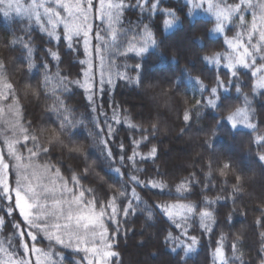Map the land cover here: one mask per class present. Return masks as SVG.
<instances>
[{"label":"snow or ice","instance_id":"6c2138e0","mask_svg":"<svg viewBox=\"0 0 264 264\" xmlns=\"http://www.w3.org/2000/svg\"><path fill=\"white\" fill-rule=\"evenodd\" d=\"M6 0H0V5ZM161 0H30L27 6H22L19 0H15V12L31 24L39 26L42 33L51 40L63 42L71 52H79L83 48L86 59L79 61L84 65L81 69L82 78L69 79L67 75H61L57 70L55 77L50 74L48 63L45 61L41 67L45 69L42 87L47 89L55 79L56 84L50 93L52 104L49 111L55 115L53 126L36 128L31 121L24 120L22 106L19 102L16 88L11 82L8 67L3 59H0V138L4 148L0 149V211H5L7 216H12L14 210H18L22 217V223L12 224L16 231L4 239H0V264H55L54 253L51 247L48 251L37 247L40 234L51 244L60 245L80 255L78 264H120V253L116 251L117 236L123 231L127 234L124 225L130 215H135L137 207L144 203L136 192V186L158 189L163 192L168 185L163 180L151 178L142 180L137 174L142 171L137 167L139 162L158 159V149L152 145L147 153L139 151L144 142L150 143L149 130L141 129V138L133 139L131 155L125 153L123 143L120 144V154L113 155L108 147L112 139L114 128L111 123L105 121V127L95 124L97 136L103 146L104 158L109 161L108 171L116 177V189L114 194L106 201H99L91 188L84 189L80 185V177L72 173L70 179L65 178L57 164L51 163L50 158L53 149L59 147L69 154L81 153L82 146L74 144L72 137L78 125L83 121L76 120L74 110L68 107L62 98L63 93L71 91L69 85H76L84 89L86 99L96 112L97 106L94 98L97 94L103 95L106 90L115 86V80H125L129 83H139L140 75L144 70L143 62L132 66L135 77L128 74V65H117L118 57H127L133 53L140 57L141 61L150 52H155L163 44L158 40L156 33L149 24H140L125 27L124 13L128 8L139 9L142 16L152 19L157 12L163 17L160 30L167 36L180 24L176 12L172 9H161ZM189 7L187 15L193 17L203 12L214 18L215 26L210 35L222 34L226 28L235 25L238 30L233 38L225 41L230 49L225 54L213 53L203 57L208 64L227 69L230 78L227 83L217 76L215 85L208 87L200 79L193 77L185 69L187 80L193 82V88L201 94L208 92L206 100L197 99L191 109H185L183 121L185 125L192 119L193 109H199L202 105L218 109L222 106L221 93L230 90L232 78H239V70L250 71L255 78L253 91L264 89V0H186ZM7 8L13 7V0H7ZM4 16L9 15L4 11ZM251 16V20L246 17ZM98 22V23H97ZM238 22V23H237ZM141 23H143L141 21ZM29 42H24V36H18L11 41L13 45L21 43L26 52L27 67L29 70L36 65L33 62V48ZM47 54L59 61L57 51L47 49ZM93 54L99 60V79L96 78L94 64L90 59ZM176 87H180V80L176 81ZM59 89V94L56 89ZM240 92V88H236ZM34 94L39 95L38 92ZM49 95V93H45ZM247 95L244 96V106L236 107L227 115L221 116L209 129V139L205 144L211 148L212 138L226 126L229 130H235L238 126H244L257 133L253 143L259 148H264V132H260L253 121V110ZM102 107V106H101ZM116 107L113 109L112 120L119 124L121 121L117 115ZM107 116V113L101 112ZM197 115H199L197 111ZM129 127L139 129L140 126L131 123L125 118ZM158 130L156 124L151 125V132ZM183 132V129H181ZM47 133V135H45ZM104 135L108 139H104ZM7 156V159H6ZM260 161H264V152L258 154ZM119 161V166L114 167ZM208 176L212 174V161L208 162ZM125 169L126 171H122ZM10 170L14 173V186L9 182ZM88 168L83 170L87 174ZM158 171V169H157ZM217 171L222 177L231 172V164L223 163ZM236 182L231 186L232 191L227 196L215 198L204 197L203 207L195 203L184 202L185 193L189 192L191 184L195 181V173L182 179L176 185L178 198L172 202L156 203L146 206L147 221L153 218V208L166 217L176 230L167 231L164 236V244L170 253L179 255L182 251L185 257L196 251L199 239L189 234L190 223L194 218L199 219L200 228L205 232H211L216 223L213 205L219 201L232 200L243 191V178L236 175ZM198 182V181H196ZM71 183L72 186H69ZM227 183V181H225ZM208 185L205 184V188ZM86 192L89 194L86 196ZM169 195L172 193L169 192ZM123 198L126 204L121 206L118 200ZM6 202V203H3ZM261 216L257 217L256 225L264 227V204L259 206ZM231 221V213L228 216ZM5 224V217L0 216V228ZM109 225L112 230H109ZM148 226H151L150 224ZM143 235V233H141ZM13 236L18 239L13 243ZM264 237V231L260 233ZM223 235L217 241L214 251L216 264H236L243 262V253L239 252L236 241L232 244L231 261L225 256L223 249ZM143 243V241H141ZM239 253V254H238ZM59 255V253H55ZM155 255V253H153ZM34 258V259H33ZM264 264V258L261 259Z\"/></svg>","mask_w":264,"mask_h":264},{"label":"trees","instance_id":"16d2710c","mask_svg":"<svg viewBox=\"0 0 264 264\" xmlns=\"http://www.w3.org/2000/svg\"><path fill=\"white\" fill-rule=\"evenodd\" d=\"M159 7L174 10L179 18V26L167 36L160 30L163 17L159 12L154 14L152 19L146 18L147 14L142 16L136 8H128L124 13L125 27H134L137 24L142 27L143 24H149L157 39L163 40L161 47L155 52L150 50L142 61L133 53H129L127 57L117 58L120 70L123 71L122 65L127 64L128 74L133 77L136 73L132 71V66L143 62L144 70L139 83L115 80V86L111 90H106L103 95L97 94L94 98L96 112L92 111L84 89L74 84L69 85L71 91L63 93L62 98L68 107L74 110L75 119L83 121L77 126L72 137L74 144L82 146L83 151L69 154L57 147L52 150L50 158L46 159L57 164L65 178L70 179L72 173H75L80 177V185L84 189L91 188L92 195L97 200L106 201L114 194L112 186L119 189L120 185L117 184L115 175L108 171L109 161L104 158L103 146L99 142L100 137L97 136L95 124L99 123L105 129L106 120L112 124L114 132L108 147L117 157L120 154L121 143L124 145L125 153L131 155L133 139H140L141 129H148L145 134L149 136L150 143L144 142L139 151L147 153L149 148L155 145L158 149V159L155 162L152 160L139 162L137 167L142 171L137 174L142 180L151 178L163 180L168 187L161 192L158 189L136 186V192L144 203L137 207L135 215L128 217L124 225L128 230L127 234L122 231L116 238L115 250L120 253V264H216L214 251L222 235L224 253L230 261L233 256L232 244L240 237L236 243L239 252L243 253L244 264H261V259L264 258V237H261L260 233L264 231V227H258L256 219L261 216L259 206L264 204V161L258 158V154L264 152V148H259L253 143L257 133L247 128L230 131L226 126L212 138L211 148L205 144V140L209 139V129L217 119L236 107L244 106L245 95L251 102L253 121L260 132H264V89L253 91L255 78L251 76L249 70L240 69L238 80L232 78L230 90L221 93L222 106L213 109L202 105L199 109H193L192 119L185 125L182 119L184 110L191 109L197 99L206 100L208 92L201 94L199 90H195L193 82L187 80L184 70L187 69L193 77H200L209 88L215 85L217 76L227 83L230 78L227 69L208 64L203 57L213 53L225 54L229 50L225 36L210 35L215 21L204 17H189L187 15L189 7L184 0H161ZM237 30L238 28L233 25L228 28L227 34L234 33L235 36ZM18 36H24V42H29V36L31 38L33 62L36 65L31 70L27 67L26 52L22 44L11 43ZM47 49L57 51L60 60H54L48 55ZM0 59H3L8 67L11 82L16 88L22 106L24 120L31 121L36 128H41L53 126L55 115L49 111V105L53 99L50 93L56 84L53 79L47 89L42 87L45 69L41 64L45 61L48 63L53 77L59 70L61 75H67L69 79L75 80L82 78V75L78 74H81V69L85 66L79 61L86 57L82 47L79 52L69 51L63 42L51 40L42 33L34 22L29 24L22 16L5 17L0 13ZM93 59L96 78L99 79V60L94 54ZM178 79L179 88L176 87ZM237 87L240 88V92L236 91ZM34 90L39 93L38 96L34 94ZM56 91L59 94L58 88ZM116 105L119 106L116 108L121 121L119 124L112 120ZM101 112L107 113V116L101 115ZM125 118L140 128L129 127L125 123ZM152 124H156L158 128L155 134L151 132ZM103 138L108 139L106 135ZM0 143H3L2 138ZM209 160L212 161L210 177L207 175ZM225 162L231 164V172L222 177L217 169ZM113 166H119L118 159ZM85 168L89 169L87 174L83 172ZM191 173H195V181L191 184L189 192L184 194L186 203L192 202L198 207H203L205 196L210 199L227 196L232 191L231 186L236 182V175L243 178V191L235 197L234 203L231 199L222 200L212 206L216 223L212 226L211 232L205 233L200 228L198 218L191 221L189 234L197 236L199 244L196 251L185 257L182 251L179 255L170 253L164 244L166 232L176 231L170 222L154 208L152 220L147 221L145 207L175 201L178 198L176 185ZM10 182L13 183V173ZM205 184L208 185L207 188ZM69 186H72L71 183ZM169 192L172 194L169 195ZM87 195L89 194L86 192ZM118 204L123 206L126 200L121 198ZM229 213L231 221L228 219ZM0 216L5 217V224L0 228V239L16 231L12 228L14 223H21V227H25L22 217L17 214L7 216L5 211H0ZM149 224L151 226H148ZM109 230H112L111 225ZM17 239V236H13V243ZM37 246L45 251L51 247L55 264H78L82 255V253L77 255L60 245H50L43 234H40ZM236 264H240V261H236Z\"/></svg>","mask_w":264,"mask_h":264},{"label":"rangeland","instance_id":"374dc122","mask_svg":"<svg viewBox=\"0 0 264 264\" xmlns=\"http://www.w3.org/2000/svg\"><path fill=\"white\" fill-rule=\"evenodd\" d=\"M184 2L186 3V0H184ZM19 3H20V5H22V6H27V4L28 3H30V0H19ZM7 0H6V3L5 4H3V5H0V13L1 14H3L4 13V11H8L9 12V15L8 16H18L17 14H16V12H15V0H13V7L11 8V9H8L7 8ZM193 17H204V18H209V19H213L214 20V18H211V17H209V16H207L206 14H204L203 12H200L198 15H194ZM247 20H251V16H248L247 18H246ZM230 27H232V26H230ZM227 30H228V28H226L225 29V32L224 33H222V34H215L216 36H225V39L227 40V39H231V38H233L234 37V33L232 34V35H229V34H227ZM228 50L230 51V49L228 48ZM90 59H92V61L94 60L93 59V56L90 58ZM214 65V64H213ZM214 66H216V65H214ZM221 66H223V62H222V64L220 65V66H216V67H221ZM94 70H95V66H94ZM238 128H244V129H246V127H244V126H238ZM248 129V128H247ZM0 149H3L5 152H6V148H4V145H3V143L1 144L0 143ZM6 159H7V156H6ZM13 172H12V170H10V175H9V182L11 181V174H12ZM14 182H15V176H14V173H13V183H11L10 182V184H12L13 186H14ZM3 203H6V202H3ZM13 214H17L18 216H19V212H18V210H14L13 211ZM21 218V217H20ZM38 247V246H37ZM41 248V247H40ZM53 248V247H52ZM83 255V254H82ZM34 259V258H33Z\"/></svg>","mask_w":264,"mask_h":264}]
</instances>
